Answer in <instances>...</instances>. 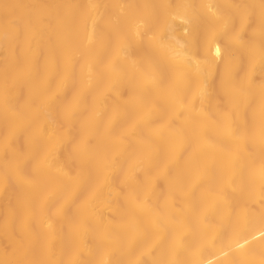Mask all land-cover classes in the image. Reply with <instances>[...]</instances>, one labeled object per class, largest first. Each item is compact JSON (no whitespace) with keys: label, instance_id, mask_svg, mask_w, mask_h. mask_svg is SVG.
<instances>
[{"label":"bare ground","instance_id":"1","mask_svg":"<svg viewBox=\"0 0 264 264\" xmlns=\"http://www.w3.org/2000/svg\"><path fill=\"white\" fill-rule=\"evenodd\" d=\"M0 264H264V0H0Z\"/></svg>","mask_w":264,"mask_h":264}]
</instances>
